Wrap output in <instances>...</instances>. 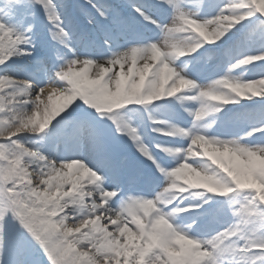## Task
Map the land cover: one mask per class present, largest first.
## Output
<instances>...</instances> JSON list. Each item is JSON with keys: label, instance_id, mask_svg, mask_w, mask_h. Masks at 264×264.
Masks as SVG:
<instances>
[{"label": "snow or ice", "instance_id": "snow-or-ice-1", "mask_svg": "<svg viewBox=\"0 0 264 264\" xmlns=\"http://www.w3.org/2000/svg\"><path fill=\"white\" fill-rule=\"evenodd\" d=\"M0 264H264V0H0Z\"/></svg>", "mask_w": 264, "mask_h": 264}]
</instances>
